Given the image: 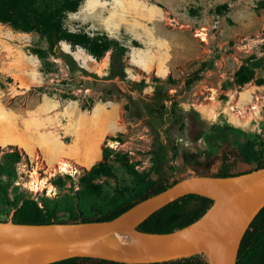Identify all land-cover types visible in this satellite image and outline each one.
Returning <instances> with one entry per match:
<instances>
[{
	"label": "rangeland",
	"instance_id": "1",
	"mask_svg": "<svg viewBox=\"0 0 264 264\" xmlns=\"http://www.w3.org/2000/svg\"><path fill=\"white\" fill-rule=\"evenodd\" d=\"M97 4L98 8L86 15H67L64 26L75 32L88 29L102 33L103 28L111 29L117 38H110L129 49L126 81L145 83L141 93H130L134 98L149 102L155 86L163 85L170 97L165 129L171 144L166 161L159 167L156 164L155 137L147 119L125 111L128 100L124 93L130 92V87L117 80L102 79L108 73L107 55L99 61L88 59L93 65L85 70L96 74L98 80L79 71L70 73L61 59H38L43 81L29 93L38 97L46 94L81 111H88L81 106L92 108L99 102L111 104L116 111L117 129L99 145L101 157L93 164L103 159L105 151L111 171L92 181L100 186V195L82 197L85 172L93 165L81 166L70 156L48 165L40 154L28 156L14 146L0 147L2 222H10L14 208L24 199L53 209L60 221L66 220L70 211L92 218L106 212L117 193L132 195L136 178L131 170L149 185L161 181L171 184L194 175H216L222 154L235 155L245 144L264 152V85H256L253 80L239 86L234 79L235 72L249 58L264 59V0H97ZM222 5L227 7L220 8ZM0 26L4 28L3 35L15 31L8 25ZM19 36L17 43L25 44L29 54L32 48H47L35 33ZM60 48L69 53L65 43ZM210 59L212 69L186 86V78ZM170 60L174 65L166 77L150 68ZM256 78H264V72L255 69ZM1 80L0 88L12 81ZM23 97L16 105L25 103ZM71 138H75L73 131L65 134L63 141L72 146ZM60 162L69 166L67 171L59 168ZM254 167L253 160L249 164L237 162L231 173ZM34 177L46 182L39 192L29 187Z\"/></svg>",
	"mask_w": 264,
	"mask_h": 264
},
{
	"label": "trees",
	"instance_id": "2",
	"mask_svg": "<svg viewBox=\"0 0 264 264\" xmlns=\"http://www.w3.org/2000/svg\"><path fill=\"white\" fill-rule=\"evenodd\" d=\"M81 0H0V24L8 25L13 30L20 33H35L43 39L47 45L46 49L32 48L30 53L35 55L41 62L52 56L61 59L70 73L79 71L83 76L98 80V76L81 68L70 53L64 52L60 48L61 43H66L71 48L80 47L94 60L99 61L108 56V73L103 80H117L126 83L130 87V92L124 95L128 100L125 111L138 119H147L154 138V148L157 156L158 167L166 161V151L171 144L170 133L165 129L166 115L169 112L166 103L170 101L167 92H164L162 84L155 86V91L149 102L134 98L130 93L135 91L141 93L145 83L143 81H126L127 64L126 59L129 49L115 39L108 37L105 33L95 32L88 34L78 31L72 32L65 28L64 21L69 13L77 12ZM222 5L220 8H226ZM219 7L217 8V10ZM249 58L246 64L241 66L234 74L235 82L243 86L254 80L256 85H264V78L255 77V69L264 72V59L252 60ZM213 67L212 59L203 62L200 67L190 74L185 85L199 81L202 74ZM82 110H91V106H81ZM164 141H163V140ZM103 151V159L93 165L85 172L84 190H81L82 197L100 195V186L92 181L99 176L109 175L110 166L107 164ZM175 155V154H173ZM251 155L252 158L249 157ZM255 162L252 170L264 167V152L262 150H252L249 144L243 145L239 152L229 156L222 154L220 158V168L215 177H229L232 175L231 169L237 162L249 164ZM251 171V170H250ZM131 174L135 176L136 183L133 193L128 197L124 192H119L111 201L110 208L106 212H99L94 217H85L82 214H75L70 211L66 220L57 219L55 211L40 207L38 203L31 199H24L20 206L14 208L11 222L16 224H53L69 222H102L109 221L136 202L151 195L160 193L171 184L168 182H154L148 184L143 176L134 170ZM241 174V173H238ZM212 201L197 195H187L161 208L142 224L138 230L149 234H166L181 229L201 217L211 206ZM53 264H120L105 260H95L88 258H71ZM155 264H206L200 255L191 258L176 260L171 262ZM235 264H264V208L257 214L249 225L238 250Z\"/></svg>",
	"mask_w": 264,
	"mask_h": 264
},
{
	"label": "water",
	"instance_id": "3",
	"mask_svg": "<svg viewBox=\"0 0 264 264\" xmlns=\"http://www.w3.org/2000/svg\"><path fill=\"white\" fill-rule=\"evenodd\" d=\"M187 195L212 204L196 221L171 233L138 230L152 214ZM262 208L264 167L229 177L194 175L109 221L42 225L0 221V264H53L71 258L155 264L197 255L206 264H235L241 241Z\"/></svg>",
	"mask_w": 264,
	"mask_h": 264
},
{
	"label": "crops",
	"instance_id": "4",
	"mask_svg": "<svg viewBox=\"0 0 264 264\" xmlns=\"http://www.w3.org/2000/svg\"><path fill=\"white\" fill-rule=\"evenodd\" d=\"M97 8V0H82L75 13L82 16ZM71 14L74 13L68 15ZM3 30L0 26V79L3 83L7 78L12 81L0 88V147L14 146L28 156L40 154L48 165L70 156L79 165L91 167L101 157L99 145L117 129L116 111L111 104L104 102L95 103L90 111H81L70 103L60 102L46 94L38 97L29 93L43 81L40 63L36 56L25 52V44H19L16 40L19 35L31 33L13 31L3 35ZM71 31L75 32L74 29ZM100 31L108 37L117 38L110 28ZM84 32L90 35L95 33L88 29H84ZM67 46L80 67L89 69L93 65L82 48ZM173 65L172 60L159 61L150 68L161 71L162 77H166ZM21 97L25 103L16 105ZM6 101L11 103L8 105ZM72 131L75 138H71L73 145L70 146L65 144L63 137Z\"/></svg>",
	"mask_w": 264,
	"mask_h": 264
},
{
	"label": "bare ground",
	"instance_id": "5",
	"mask_svg": "<svg viewBox=\"0 0 264 264\" xmlns=\"http://www.w3.org/2000/svg\"><path fill=\"white\" fill-rule=\"evenodd\" d=\"M59 168L62 171H67V168L69 167L66 163L60 162L59 163ZM46 182L44 180H41L37 177H34L33 180L30 182L29 187L31 188L32 191L34 192H39L41 189L45 188ZM47 187V186H46ZM119 240H122V236H118Z\"/></svg>",
	"mask_w": 264,
	"mask_h": 264
}]
</instances>
